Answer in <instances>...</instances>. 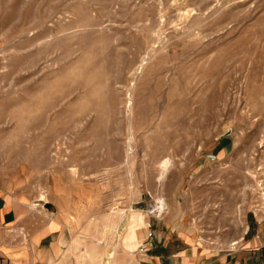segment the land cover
<instances>
[{"label": "rangeland", "instance_id": "rangeland-1", "mask_svg": "<svg viewBox=\"0 0 264 264\" xmlns=\"http://www.w3.org/2000/svg\"><path fill=\"white\" fill-rule=\"evenodd\" d=\"M0 28L1 181L66 217L69 264H118L129 222L240 260L264 228V0H0Z\"/></svg>", "mask_w": 264, "mask_h": 264}, {"label": "crops", "instance_id": "crops-1", "mask_svg": "<svg viewBox=\"0 0 264 264\" xmlns=\"http://www.w3.org/2000/svg\"><path fill=\"white\" fill-rule=\"evenodd\" d=\"M1 173L0 169V258L5 264H69L75 260L73 254L85 253L82 248L77 252L71 249L72 227L63 214L49 211L46 201L35 205L31 188L29 197L19 196L16 184L3 187ZM142 225L145 222L139 225L129 222L126 242L116 251L118 264H231L229 253L219 260L204 257L191 249L187 240L185 245L182 239L174 241L171 235L165 238L154 232L149 237L147 227L143 230ZM248 235L245 233L243 237L245 247L235 264H264V228ZM142 244L146 245L147 252L139 250ZM101 252L98 248L94 253L95 264H102Z\"/></svg>", "mask_w": 264, "mask_h": 264}, {"label": "bare ground", "instance_id": "bare-ground-1", "mask_svg": "<svg viewBox=\"0 0 264 264\" xmlns=\"http://www.w3.org/2000/svg\"><path fill=\"white\" fill-rule=\"evenodd\" d=\"M39 201L40 202H43V204L45 203V201H46V198H44L43 196L39 199V200H37V202L38 203H36L37 205H39ZM159 208H160V212H166L167 210H168V208H167V205L164 203V202H161V204H159V206H158V208L156 209L157 211H159ZM156 210L154 211V213L157 215V212H156ZM159 213V212H158ZM159 217V216H158Z\"/></svg>", "mask_w": 264, "mask_h": 264}, {"label": "built area", "instance_id": "built-area-1", "mask_svg": "<svg viewBox=\"0 0 264 264\" xmlns=\"http://www.w3.org/2000/svg\"><path fill=\"white\" fill-rule=\"evenodd\" d=\"M159 212V211H158ZM149 235V237H152L153 236V233H149L148 234ZM139 250L141 251V252H147V247H146V245H140V247H139ZM0 264H3V262L0 260Z\"/></svg>", "mask_w": 264, "mask_h": 264}, {"label": "water", "instance_id": "water-1", "mask_svg": "<svg viewBox=\"0 0 264 264\" xmlns=\"http://www.w3.org/2000/svg\"><path fill=\"white\" fill-rule=\"evenodd\" d=\"M35 203H36V202H35ZM37 203H38V202H37ZM39 204H43V202H40V201H39Z\"/></svg>", "mask_w": 264, "mask_h": 264}]
</instances>
